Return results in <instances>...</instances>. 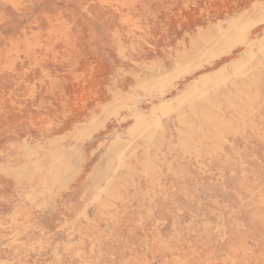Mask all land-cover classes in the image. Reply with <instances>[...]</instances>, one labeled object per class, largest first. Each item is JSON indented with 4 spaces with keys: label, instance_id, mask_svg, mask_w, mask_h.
I'll list each match as a JSON object with an SVG mask.
<instances>
[{
    "label": "rangeland",
    "instance_id": "obj_1",
    "mask_svg": "<svg viewBox=\"0 0 264 264\" xmlns=\"http://www.w3.org/2000/svg\"><path fill=\"white\" fill-rule=\"evenodd\" d=\"M263 45L264 0H0V264H264Z\"/></svg>",
    "mask_w": 264,
    "mask_h": 264
},
{
    "label": "bare ground",
    "instance_id": "obj_2",
    "mask_svg": "<svg viewBox=\"0 0 264 264\" xmlns=\"http://www.w3.org/2000/svg\"><path fill=\"white\" fill-rule=\"evenodd\" d=\"M243 27H244V26H242L241 28H243ZM241 28H240V29L237 28V29H236V32L234 31V32H235V36H234V37H236V40H237V38L242 34L241 31H240ZM230 29H231V28H230ZM245 29H246V27H245ZM243 31H244V30H243ZM237 36H238V37H237ZM240 38H241V37H240ZM234 40H235V39H234ZM238 40H239V39H238ZM241 40H242V39H241ZM231 41H232V39H231ZM263 47H264V45H263ZM262 50H263V49H262ZM262 52H263V51H262ZM234 75H235V74H234Z\"/></svg>",
    "mask_w": 264,
    "mask_h": 264
}]
</instances>
